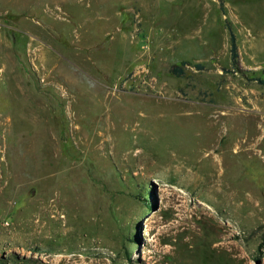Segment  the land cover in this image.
<instances>
[{
  "label": "rangeland",
  "instance_id": "1",
  "mask_svg": "<svg viewBox=\"0 0 264 264\" xmlns=\"http://www.w3.org/2000/svg\"><path fill=\"white\" fill-rule=\"evenodd\" d=\"M255 78L264 0H0V264H264Z\"/></svg>",
  "mask_w": 264,
  "mask_h": 264
},
{
  "label": "trees",
  "instance_id": "2",
  "mask_svg": "<svg viewBox=\"0 0 264 264\" xmlns=\"http://www.w3.org/2000/svg\"><path fill=\"white\" fill-rule=\"evenodd\" d=\"M229 42H230V53H231V61L232 64L236 63V59L238 56V52H237V43H236V37L235 34L233 32V30L230 28L229 29ZM186 63H182L180 66H174L172 68V72L176 75H181L183 73V69H182V65H184ZM197 68H202L201 64H197L196 65ZM255 80L264 86V79L262 78H255Z\"/></svg>",
  "mask_w": 264,
  "mask_h": 264
}]
</instances>
